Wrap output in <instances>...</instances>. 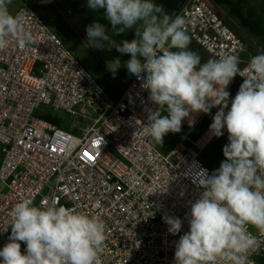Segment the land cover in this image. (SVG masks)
<instances>
[{
    "label": "built area",
    "instance_id": "obj_1",
    "mask_svg": "<svg viewBox=\"0 0 264 264\" xmlns=\"http://www.w3.org/2000/svg\"><path fill=\"white\" fill-rule=\"evenodd\" d=\"M176 15L186 20L190 40L213 58L234 54L244 68L254 56L211 0H185ZM14 16L34 42L21 48L10 38L0 51V225L21 200L37 207L55 203L100 217L106 228L102 264H174L175 244L189 230L186 214L200 193L198 181L205 170L210 174L199 155L214 138L212 120L190 139L209 114H194L192 127L185 119L183 137L161 154L143 135L146 109L155 105L142 81L131 75L120 97L112 98L33 7L22 5ZM235 79L243 82L237 75L228 91ZM40 107L92 124L77 137L37 115ZM177 150L182 153L171 161ZM165 216L181 218L180 233L168 232ZM249 231L261 240L248 254L249 264H258L264 237ZM10 232H0V249Z\"/></svg>",
    "mask_w": 264,
    "mask_h": 264
},
{
    "label": "clouds",
    "instance_id": "obj_2",
    "mask_svg": "<svg viewBox=\"0 0 264 264\" xmlns=\"http://www.w3.org/2000/svg\"><path fill=\"white\" fill-rule=\"evenodd\" d=\"M12 0H0V51L10 38L23 48L34 42L20 19L8 10ZM92 10L104 9L112 35L104 25L86 27L92 47L115 48L130 59L124 66L142 81L154 108H147L143 135L162 144L168 133H179L194 114H211L210 134H228L225 159L198 181L200 193L186 214L189 230L175 244L174 264H249L248 254L264 237V51L251 56L244 68L234 54L224 53L201 63L189 49L186 20L169 15L154 0H88ZM129 29L135 38L117 43L112 37ZM120 65L119 59L116 60ZM119 67V66H118ZM117 67V68H118ZM243 78L238 92L227 90ZM168 232H181V218L165 216ZM11 228L0 249V264H102L106 228L98 215L52 203L37 207L30 199L18 202L0 232ZM21 242L26 246L21 249Z\"/></svg>",
    "mask_w": 264,
    "mask_h": 264
},
{
    "label": "rangeland",
    "instance_id": "obj_3",
    "mask_svg": "<svg viewBox=\"0 0 264 264\" xmlns=\"http://www.w3.org/2000/svg\"><path fill=\"white\" fill-rule=\"evenodd\" d=\"M25 4L33 7L35 10L36 8L40 10V8L44 6H48L50 8L55 7L56 10H58V12L54 14L52 13V17L57 20V25H54L55 29L52 28L49 22L47 23L57 35L61 34L65 37L67 36L65 40L68 41V44L71 45L70 47L68 46V48L73 52V54L77 57V59L81 62L85 69L95 77V79L106 90V92L112 98H115L111 94L112 90H122L131 76L127 71V68L124 66L125 62L130 59V56L117 52L114 47L111 48V50H109L107 47H105L103 50L92 47V42L87 40L86 33V27L88 25L92 24L93 22H99L106 27L108 34L112 35L111 24L104 17V9H100L98 11L91 9V14H81L66 0H12L11 4L8 5V10L13 15L20 6ZM256 5L259 7V14L264 18V6L258 3ZM40 12L41 11H39L38 13L39 15ZM63 21L65 23H62ZM228 24L230 26L228 27L233 32H235L243 45L245 44L246 48H248V50L250 49L251 52L254 53L253 55L264 51V42H260L256 36L251 35L246 31L238 30L231 24V20H229ZM64 26H66L67 30L64 28ZM112 38L117 43H120L123 40L131 41L135 38V30L129 29L120 35L113 36ZM61 40L66 44V42L62 38ZM193 45L196 46L195 44ZM202 54L207 60L213 58L203 50ZM117 59H119L120 65L117 64ZM241 83L242 81H240L239 79H235V84L229 90L231 97H234L236 95ZM217 110L218 109L214 110L206 117V119L198 126L196 131L192 133L190 139H195L200 134V132L205 129L208 123L212 120V116L215 115ZM86 113L89 117H95L93 111L90 109H86ZM36 114L51 117L52 119L60 123V126L58 127L65 131H69L71 134H74L77 137L82 136L84 134V131L88 129L92 124L90 120L70 117L63 112L52 111L46 107H40L36 111ZM184 133L185 132L183 131V129L179 133H168L164 137L162 144L157 143L156 149L161 154L167 155L177 145L179 139ZM227 136L228 134L225 130V134L223 136L219 138L214 137L199 155V160L204 164V166L207 167L210 174L218 169L221 161L225 159L222 149L223 146L228 143ZM187 146L188 144L185 143L182 148H186ZM181 153V150H177L171 161L176 160V158ZM0 189L3 190L1 186ZM258 264H264V259L261 260Z\"/></svg>",
    "mask_w": 264,
    "mask_h": 264
},
{
    "label": "trees",
    "instance_id": "obj_4",
    "mask_svg": "<svg viewBox=\"0 0 264 264\" xmlns=\"http://www.w3.org/2000/svg\"><path fill=\"white\" fill-rule=\"evenodd\" d=\"M158 5H162L163 9L172 15L181 8L185 0H154ZM211 2L219 6L224 11V23L229 26V20L231 24L238 30L246 31L247 33L254 35L260 42H264V18L259 14V7L256 5L261 4L264 6V2L261 0H211ZM230 24V25H231ZM230 27V26H229ZM194 43L190 40L189 49L196 52L201 57V63L207 61L202 54V49L198 46H194ZM245 46V44H244ZM245 51L249 55L254 53L251 50L244 47ZM43 118L57 126L60 123L49 116H43Z\"/></svg>",
    "mask_w": 264,
    "mask_h": 264
},
{
    "label": "crops",
    "instance_id": "obj_5",
    "mask_svg": "<svg viewBox=\"0 0 264 264\" xmlns=\"http://www.w3.org/2000/svg\"><path fill=\"white\" fill-rule=\"evenodd\" d=\"M66 1H68L70 4H71V6L73 7V8H75L79 13H81V14H87V13H90L91 14V9L88 7V0H66ZM36 10L38 11V13H39V11H41L40 12V16L46 21V22H49L50 23V25L52 26V28L53 29H55L54 28V25L56 26L57 24H56V19L54 18V17H52V13L54 14V13H56V12H58V10H56V8L55 7H52V8H50V7H48V6H44V7H41L40 8V10H38L37 8H36ZM98 11V10H97ZM14 15V14H13ZM62 23H65L64 21L62 22ZM65 25V24H64ZM64 28L67 30V28H66V26H64ZM58 36L59 37H61L65 42H66V44H67V46H71L70 44H68V41H66L65 39H66V37L64 36V35H61V34H58ZM127 83V82H126ZM125 88V87H124ZM124 88L122 89V90H120V91H113L112 90V92H111V94L115 97V98H119L120 97V95L122 94V92H123V90H124ZM217 108H215L214 110H216ZM213 110V111H214ZM212 111V112H213ZM211 112V113H212ZM206 119V118H205ZM182 129H183V127H182ZM183 131L185 132V130L183 129ZM184 135V134H183ZM183 135H182V137H183ZM181 137V138H182ZM180 138V139H181ZM180 139H179V141H180ZM178 141V142H179ZM156 145H157V142H156Z\"/></svg>",
    "mask_w": 264,
    "mask_h": 264
}]
</instances>
